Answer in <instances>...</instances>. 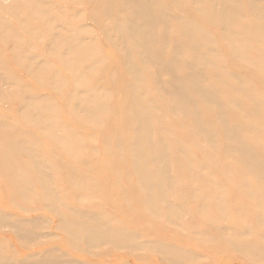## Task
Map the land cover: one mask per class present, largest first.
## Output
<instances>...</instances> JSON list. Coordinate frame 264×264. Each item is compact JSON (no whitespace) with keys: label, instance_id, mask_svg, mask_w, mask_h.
Returning a JSON list of instances; mask_svg holds the SVG:
<instances>
[{"label":"bare ground","instance_id":"obj_1","mask_svg":"<svg viewBox=\"0 0 264 264\" xmlns=\"http://www.w3.org/2000/svg\"><path fill=\"white\" fill-rule=\"evenodd\" d=\"M185 1L193 4L202 17L222 26L230 52L245 68L262 78L264 83V11L257 16L254 14L251 21H246L245 14L239 13L240 0H209L211 3L207 6L201 5L206 0ZM17 2L8 5L0 0V7L11 10L14 15L20 13V8L26 7L41 24H46V29L51 31V41L47 45L49 52L62 55L65 69L75 80L74 87L66 90L71 111L84 122L101 128L105 120L100 115L108 114L111 110V92L101 86H85L84 82L88 81L86 74L91 67L74 59V55L79 59H91L90 46L75 34L61 33L59 24L50 18V11L45 8L43 1ZM103 9L109 13L106 18L108 23L103 25L107 27L103 35L118 50L130 75L123 106L131 126L128 139L130 146L127 149L128 157L122 155L121 158L127 161L131 174L128 172L126 177L116 176L117 182L129 185L132 194L138 197L142 195L143 206L149 213L153 217L164 218V222L173 226V231L179 232L182 228L189 236L204 241H200V244H225L253 262L264 264V233H257L252 225V218H255L258 225L264 226V130L261 128L264 122L260 120L264 115V92L252 86L240 74L226 71L223 65L211 61L207 54H219L213 37L195 24L192 18L187 16L182 20L164 11L160 0H104ZM176 20L181 23L177 40L187 36L190 38L189 44L195 45L197 41L201 50L190 59L185 58L181 56L176 40L175 52L166 61L162 57L167 42L164 37L171 35V26ZM19 21L32 36H38L27 27L29 20L22 18ZM237 24L240 25L236 27ZM159 27L165 28V35L159 34ZM7 31H12V35ZM0 37L4 42L15 41L13 52L21 66L29 68L37 79L43 78L49 71V75L54 76L53 84L58 83V91H63L60 85L66 79L40 54L21 49L19 41L24 40L3 15H0ZM26 42L32 45V42ZM61 46L66 49L62 50ZM102 60L104 58L97 62ZM164 62L169 64L167 70L172 73L173 84L171 89H161L165 91L163 94L172 96L170 100L164 98L166 103L162 107L158 104L159 100L156 99V102L154 97L151 99L150 95L146 96L143 74L151 65ZM180 65L186 69L183 78L176 74V67ZM0 66L4 67L1 61ZM157 81L162 83L160 78ZM11 83V75L0 73V89L9 90ZM15 89L27 94L20 100L25 114L33 113L27 115L31 117L28 121L34 120L42 130L51 129L50 139L70 149V154L75 155L76 149L79 151L82 144L74 132L64 136L59 133L63 126L57 121L49 123L44 119L50 110L44 103L45 97L31 94L24 85ZM206 110L214 112L212 120H209L210 117L208 119ZM169 113L173 117H182L180 124L184 126L182 130L186 128V138L178 137L164 124L163 118ZM156 122L161 125L160 130L155 127ZM122 141L118 140L115 144L120 150ZM192 146H199L204 153L201 160L194 158ZM36 149L37 146H33L28 138L4 136L0 141L1 172L6 178L9 177L15 191L25 193L24 198L31 200V193L36 196L40 206H45L59 217L58 230L65 235L66 246L71 248L67 251L63 247L48 246L56 234L43 231L49 225L47 218H24L0 209V228L12 231L22 245H43L39 250L24 252L12 237H0V246L5 251L3 254L0 249V264L88 263L83 258L73 256L71 250L94 255L105 252L106 256L112 250L126 252L130 256L141 251L146 254L155 252L169 264H196L202 261L204 255L189 246L146 237L114 219L108 212L82 210L67 200L64 202L62 189L55 187L51 179L54 164ZM221 150L222 156L219 155ZM215 168L222 169L227 180L231 179L229 174L237 173L232 184L244 193L249 202L253 212L250 219L244 215L245 208L228 206L223 188L216 180ZM185 169L191 172L189 177L180 175V171ZM207 169L209 172L204 173ZM89 184V178L72 175L69 187L72 191L82 192L89 188ZM89 198V195H82L78 202L88 204ZM194 200L198 201L197 209L182 204L183 201ZM189 213L197 214L206 228L192 227L187 222L182 224L184 216ZM211 233L215 237H211ZM16 254L18 256L14 257ZM104 261L111 262L112 258L105 257ZM126 263L131 264L127 260Z\"/></svg>","mask_w":264,"mask_h":264},{"label":"rangeland","instance_id":"obj_2","mask_svg":"<svg viewBox=\"0 0 264 264\" xmlns=\"http://www.w3.org/2000/svg\"><path fill=\"white\" fill-rule=\"evenodd\" d=\"M4 1L9 5L10 3H18L17 1L20 0ZM39 1H43L46 4L45 8L50 11V18L54 20L55 23L59 24L61 33L65 35L75 34L78 37L83 38V42L90 46V55H92L91 59H79L76 55H74V59H76L77 62L80 61L79 63H82L83 65H90L91 67L86 74L88 81L86 80L87 82H84L85 86H101L111 92V110L108 114L100 115L105 120L101 128L88 124L80 117L74 115L71 111V103L67 100V96L69 94L66 90L74 87L75 80L70 72L65 69L61 58L62 55L58 53H51L47 48L48 43L51 41V31L46 29V24H41V22L37 20L36 15L32 16L30 12L27 11L28 9L26 7L20 8V13L15 15L11 12V10L0 7V15H3L5 18L10 20L11 27H13V29H15V31L24 40L19 41L21 49H29V51L31 50L34 54H40V56L50 62V65L58 71L60 76L66 79V82H63L62 85H60V88L63 87V91L59 92L57 89L58 83L55 82L53 84L54 76L49 75V71L46 72V75H44L43 78H35L29 68L21 66L16 59L13 52V44L15 41L4 42L0 37V61L4 63V67L0 66V73L11 75L12 82L9 86V90L4 91L3 88L0 89V120L3 121H1L2 124L0 126V141L4 136L10 135L13 137L28 138V140H31L32 145L37 146L36 150L42 152L49 159V162L54 164L53 169H51V179L55 187L62 189L63 193L61 194L64 202L67 200L69 204L77 206L82 210L89 209L108 212L114 219H117L129 227L137 230L146 237L154 239L159 238L167 242H177L179 244L181 243L189 246L198 254L204 255L202 261L196 264H260L253 262L240 252L233 250L228 245H216L211 242L200 244V241L202 240L189 236L184 230H182V228H180L181 231L179 232L173 231V226L164 222V220H162L164 218L161 219L153 217L149 213V211L143 206L144 198L142 195L138 197L132 194L130 191L131 187L129 185L124 184L123 182H117L116 176L126 177L128 172L131 174L127 161L121 158L122 155L128 157L127 149L130 146L128 139L130 138L131 126L123 111L125 89L130 75L127 72L125 63L120 57L118 50L111 43H109L103 35L105 28H107L103 25L108 23H106V18L109 17V13L103 9L104 0ZM160 1L164 11L175 14L181 19L187 16L192 18L195 24H198L204 32L213 37L215 41L214 46L219 54H207L211 61L215 62V64L220 63L226 68V71H230L238 75L240 74V76L247 79L252 86L258 88L261 92H264L263 79L255 76L250 70L245 68L240 60L235 58L233 53L230 52V48L226 43V38L224 37L223 29L221 28L222 26L213 24L211 21L202 17L198 12V9L196 7L194 8L193 4L189 1ZM210 3L211 2L209 0H206V2H203L201 5L207 6ZM262 11H264V0H240L239 13L245 14L246 17L244 20L251 21L254 14L257 16V14H260ZM114 13H112V15ZM22 18L30 21V23L27 24V27H30V29L36 32L35 34L38 36H32L30 32L23 27V24L19 21V19ZM180 24L181 23L176 20L171 26L173 29L171 35L164 37L167 42H165L166 47L162 57L166 61H168L167 59L173 54V52H175L174 44L178 37L177 33L179 32ZM239 25L240 24H237L236 27ZM7 32L12 35V31ZM158 32L161 35H165V28L159 27ZM189 39L190 38L187 36H181L177 40V47L181 52V56L188 59L201 50L200 44L197 41L195 45H190ZM26 41L32 42L31 44L33 46L27 45ZM60 48L62 50L66 49L63 46ZM82 50L83 49L81 48L80 51ZM103 58L104 60L97 62L98 59ZM167 66H169V64L167 65L166 62L161 65L153 64L148 68L151 72L147 69L143 74L145 78L144 85L147 88L146 96L149 97L150 95L149 98L152 99V97H154L153 99L155 101L156 99L159 100L158 104L162 107L166 103L164 98H168L167 100H170L172 97H168V95L163 94L165 91H162L164 88V90L171 89L173 84L172 77L170 76L172 73L167 70ZM176 69V74L181 78L186 75V69L182 67V65L176 67ZM211 74L212 73H210V75ZM156 77L157 80L160 78L162 83H157V80L154 81ZM161 84L162 87H160ZM22 85L26 86L31 94L45 97L44 103L48 105L50 110L48 109V114L45 115L44 119L49 123L57 121L58 124L63 126V130L62 128L59 130L60 134L66 136L74 132L76 139H78V141L82 144L79 151L76 149L75 155L70 154V149L67 150L63 145L50 139L51 129L42 130L36 125L34 120L28 121L31 117L27 115L33 113L28 112V114H25L20 100L27 94L25 92H17L15 89L16 87H20ZM155 87L158 90H156ZM205 114L208 119L210 117L209 120H212L214 117L213 111L206 110ZM165 116L166 117L163 118L164 124L174 133L178 134V137L181 136L182 138H186L187 134L184 131L186 128L182 130L184 126L180 124V122H182V117L174 116V118L171 113ZM262 117L264 119V115H262ZM177 119L179 121H177ZM263 119L260 117L262 122H264ZM155 127L159 128V130L161 129V125L157 122ZM261 128L264 130V126H261ZM176 134L174 136H176ZM262 135L264 136V131L262 132ZM168 138L172 139L171 136H168ZM118 140H123L121 143V150L115 145ZM108 144L111 146L108 147ZM120 151H122V153H120ZM192 151L194 158H197L198 160H201L205 156L204 153L201 152L199 146H192ZM222 151L223 150L219 152L220 156L223 155ZM230 160L233 161V158H230ZM20 161L23 162V160ZM208 172V169L204 171V173ZM30 173L33 174L32 172ZM190 174L191 172L188 169L180 171V175L183 177H189ZM214 174L217 182L220 183V187L222 186L223 188L222 190L228 206H230V208L232 206H239L242 209L245 208L246 213H244V215L247 219H250V217L253 216V212L250 208L249 202L244 196V193L232 184V181L235 182L236 176H238L237 173L229 174L231 176L230 180H227L226 175H223L222 169L215 168ZM72 175H82L84 179L89 178L90 183L93 185L89 184V188L82 192L72 191L69 187ZM86 181L88 180L86 179ZM181 181L182 180H180V182ZM183 183L186 184V182ZM37 192H39V190H37ZM24 195L25 193H20L13 189L11 183L9 182V177L6 178L0 169V209L15 216L24 218H47L49 225L43 229V231L56 234V238L52 239L48 246H59L63 247L67 251L70 250L71 247L69 245L66 246L65 244V235L58 230L57 224L59 217L45 206H40L38 204V199L35 198L36 196L30 193L31 200H28L23 197ZM82 195H89L90 203L81 204V202H78V199H80ZM176 200L179 199L176 198ZM185 203L190 209H197L198 207V201L196 200L182 202V204ZM161 209L163 208L161 207ZM163 211L166 215V211L164 209ZM240 219L241 217L239 220ZM252 221L255 231L257 233H264V226L258 225L255 218H252ZM186 222L192 227L197 226L199 229L206 228L195 213L185 215L184 222H182V224H186ZM38 225L40 226V221L38 222ZM43 225L45 226L46 224L43 223ZM14 235L15 234H13L12 231L0 228V237H12L15 243L19 244V248L24 252L39 250L43 247V245L38 247V244L35 243L22 245L20 244L21 242H19L20 240L16 239V236ZM211 237H215V235L212 236L211 233ZM255 239L257 240V236H255ZM218 242H220V239H218ZM0 249L2 253L5 254V251L1 246ZM8 253L11 254L12 252ZM71 253L73 256L85 259L88 262L86 264H128L126 263V260L131 264L136 262L137 264H169L155 252H149L146 254L141 251L136 252L134 256H130L126 252L116 250H112L108 256H106L105 252H99L94 255L89 254L88 252L71 250ZM17 256V254L14 255V257ZM105 257H111L112 261H104Z\"/></svg>","mask_w":264,"mask_h":264}]
</instances>
